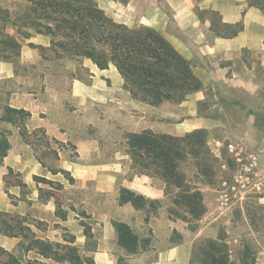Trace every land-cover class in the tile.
Returning a JSON list of instances; mask_svg holds the SVG:
<instances>
[{
  "label": "crops",
  "instance_id": "obj_1",
  "mask_svg": "<svg viewBox=\"0 0 264 264\" xmlns=\"http://www.w3.org/2000/svg\"><path fill=\"white\" fill-rule=\"evenodd\" d=\"M193 1L96 0L114 20L130 27L133 24L113 17L118 15L116 9L138 13L140 24L160 32L191 63L200 89L180 103L151 105L132 98L113 64L100 69L84 58L92 74L89 82L74 78L72 94L93 93L97 98L121 94L140 115L128 132L180 136L200 128L212 131L224 123L207 109L203 113L200 103L206 90L217 96L229 88L251 95L261 89L264 9L248 0H206V7L219 14L225 28L236 29L224 33L198 14ZM172 26L175 32L167 30ZM24 39L18 62L40 63L43 58L30 43L47 47L49 36L34 32ZM65 97L48 73L39 81L18 71L14 61L0 60V132L9 145L0 158V212L11 216L9 222L17 231L15 235L0 232L4 250L0 264H75L69 255L79 257L82 264H189L197 235L191 236L170 218L164 204L165 182L136 172L126 150L122 160L104 156L100 137L87 131L96 121L69 109ZM238 100L232 102L240 108ZM7 106L24 109L28 115L23 121L2 120ZM247 113L238 125L255 126L256 117ZM37 133L44 135L46 144L39 143ZM122 188L142 195L146 206L120 202ZM116 222L127 224L136 235L134 252L119 243ZM32 239L58 243L54 249L63 258L42 255ZM11 256L15 263L9 262Z\"/></svg>",
  "mask_w": 264,
  "mask_h": 264
},
{
  "label": "trees",
  "instance_id": "obj_2",
  "mask_svg": "<svg viewBox=\"0 0 264 264\" xmlns=\"http://www.w3.org/2000/svg\"><path fill=\"white\" fill-rule=\"evenodd\" d=\"M24 1L27 2L25 11L11 24L22 38H29L34 32L49 36L47 47L30 43L38 48L42 58H46V51H50L58 59L88 58L100 69L113 64L123 78V87L132 98L155 106L164 102L180 103L201 87L191 63L152 27H130L117 22L98 6L96 0ZM248 3L264 9V0H248ZM4 27L0 28V52H4L0 60L12 62L14 56H19L21 42L7 33ZM27 115L24 109L7 106L2 120L23 121ZM207 138L208 130L203 128L180 136L151 130L127 132L125 135L126 152L136 172L162 179L166 184V193L173 194L174 207L168 213L187 222L201 217L205 204L201 190L187 181L180 162L187 157L195 158L199 172L207 175L210 171L203 167L207 159L204 154L209 152ZM8 146L6 137L0 132V158L5 155ZM220 156H225L223 150ZM126 201L136 207L147 204L142 195L122 188L120 202ZM154 204L150 202V205ZM10 217L0 212V232L15 235L17 231L9 222ZM115 229L119 243L134 252L137 237L131 228L125 223L116 222ZM31 244L44 256L63 258L54 249L59 247L58 243L32 239ZM3 253L4 250L0 248V262ZM69 256L74 258L75 264H82L79 257ZM247 258L245 252L241 261L232 260L228 245L220 235L195 241L189 264H253L254 258L251 262ZM9 262L15 263L12 256Z\"/></svg>",
  "mask_w": 264,
  "mask_h": 264
},
{
  "label": "rangeland",
  "instance_id": "obj_3",
  "mask_svg": "<svg viewBox=\"0 0 264 264\" xmlns=\"http://www.w3.org/2000/svg\"><path fill=\"white\" fill-rule=\"evenodd\" d=\"M193 2L198 14L212 21L215 31H233L232 27L223 26L218 13L206 7V0ZM26 6L24 0H0V28L5 25V31L21 42L25 39L19 36L11 22L22 15ZM116 13L115 19L123 18L133 24L132 27L143 26L138 21V13L125 8L116 9ZM167 30L175 32L174 26ZM0 53L4 55V52ZM46 55L38 64H20L18 56L13 59L18 71L29 74L32 79L41 81L44 73L51 75L53 81L63 88L67 107L81 117L86 114L88 119L96 121V125L89 124L87 131L100 137L104 156L125 159V135L130 124L139 118L138 111L128 107L121 94L103 98H97L93 93L86 97L75 96L70 91V83L74 78L89 82L92 74L89 62L84 58L58 59L50 51H46ZM261 73L264 78V71ZM206 94V99L200 103L202 112L207 109L208 114L218 116L224 122L208 131L209 152L204 154L207 159L203 167L210 172L201 174L195 158L187 157L180 162L187 181L201 190L205 212L188 222L169 214L170 218L178 220V226L187 229L191 236L197 235L194 242L223 235L232 260L241 261L247 252L248 262L254 258L253 264H264V84L253 95L231 88L218 92L217 96L211 90H206ZM232 100H238L241 107H236ZM170 104L174 103H163ZM247 112L256 117L253 127L250 124L245 127L238 125L246 118ZM38 134L39 143L46 144L44 135ZM222 150L225 153L223 158L220 156ZM172 198L173 194H168L164 200L167 210L174 207Z\"/></svg>",
  "mask_w": 264,
  "mask_h": 264
}]
</instances>
